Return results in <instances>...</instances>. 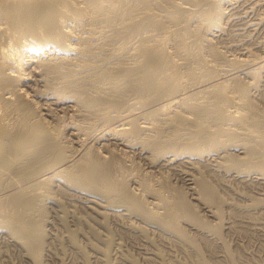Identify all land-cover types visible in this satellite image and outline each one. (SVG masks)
I'll use <instances>...</instances> for the list:
<instances>
[{
  "label": "bare ground",
  "instance_id": "bare-ground-1",
  "mask_svg": "<svg viewBox=\"0 0 264 264\" xmlns=\"http://www.w3.org/2000/svg\"><path fill=\"white\" fill-rule=\"evenodd\" d=\"M237 1L0 0V237L26 264H49L43 256L61 237L81 250V230L60 219V237L48 210L86 225L81 235L97 240L92 254L105 262L121 251L122 240L105 227L112 218L149 247L141 249L146 262L175 263L174 248L162 254L156 234L194 251L196 263H209L185 226L204 238L217 237L220 226L206 229L195 202L163 174L148 172L185 167L190 197L215 221L218 203L228 201L216 178L225 186L237 177L264 187V108L249 90L260 77L257 69L246 70L250 81L229 75L219 66L229 54L212 41ZM220 72L229 76L217 80ZM117 259L113 264H136L122 254Z\"/></svg>",
  "mask_w": 264,
  "mask_h": 264
},
{
  "label": "rangeland",
  "instance_id": "rangeland-1",
  "mask_svg": "<svg viewBox=\"0 0 264 264\" xmlns=\"http://www.w3.org/2000/svg\"><path fill=\"white\" fill-rule=\"evenodd\" d=\"M235 4H236V9H234V10H235V13H237L236 14L237 16H235V13H234L235 17L232 16V14H230L228 16L230 18L227 17V20L225 19L226 21L224 20L222 22L223 25H222L221 29H219V28H218V30L214 29L215 34H214L212 41H213L214 45L218 46V48L221 47L220 49L224 48V50L226 48L227 51L226 50L225 51L229 54L228 56L231 55L230 58L238 57V55H239V57H243V55H244L247 57L248 60L251 61V62L249 61L250 64H249L248 60L244 61V62L242 61L243 62V63L241 62L242 65L240 64V62L237 63V61H235V62L231 61L230 62V60H227L229 57L226 54L227 58L224 57L225 60H224V58L221 59L223 61L219 62V66L222 65V66H225V68L228 67V68H226V69H228V72L229 71L232 72L229 75H232V74L237 75V76L241 75L239 78H241V79L244 78L245 81H247V79H248V81L251 80V77H249L250 74L248 76V73L246 70H255L256 71V69H257V76H258V78L259 77L260 78L255 81V83H257L256 85H255V83H252V85L249 86V90H250V93L252 94L253 98L256 99L258 106L264 108V79H263L264 78V64L262 66L263 68L262 67L259 68L257 66V65H259V62L262 63V60L264 63V58H263L264 57V46H263L264 45V0H238ZM244 10H246V13H248L249 16L251 15L252 18L249 17L245 12L243 13ZM240 14H241V16L242 15H245V16L241 17ZM248 18L251 21V24H248L250 22L249 20L247 21V23H245ZM241 19H242V21H240ZM244 19H246V20H244ZM259 19H261L260 22H259ZM255 21H256V23H254ZM240 22H241V24H240ZM258 22L260 25L258 24ZM244 24H245V26H244ZM240 25H242V26H240ZM249 25L252 28H250ZM236 26H237V28H236ZM256 26H257V28H255ZM168 28L170 29L171 27L169 26ZM223 28H224V30H223ZM239 29H241L242 31L244 30V32L240 33L241 30H239ZM218 31H220V33H218ZM164 33H166V32H164ZM166 34H168V32ZM166 43H168V45L166 44L168 47L169 42H166ZM231 44H232V46H231ZM239 45L240 46L242 45V46L240 47ZM246 45H248L249 47H251V46L252 47L249 48ZM238 47H240V49ZM243 47H245V49L247 48V50H245V51L241 50V49H243ZM251 49H252V51H251ZM237 51H239L240 53ZM241 51L242 52L244 51L245 53L244 52L242 53ZM230 52H232V53L230 54ZM255 52L258 53V54L257 53L255 54L256 56L254 54H252ZM247 53H248V55H247ZM249 53H250V55H249ZM250 56H252L254 59ZM260 56H262V57H260ZM256 58H257V60H255ZM232 60H235V59H232ZM252 60H255V61H252ZM234 63H236V65ZM237 64L240 65V68ZM231 66H233V67H231ZM259 69H261V70H259ZM233 70H235V71H233ZM258 72L260 75L258 74ZM238 74H240V75H238ZM246 74H247V76H246ZM229 75L225 76V75H223V73L218 74L217 80H223L225 77H228ZM257 81H259V82H257ZM236 101H237V99L234 98L233 101L231 102V104H236ZM233 107H231V108H233ZM133 157H135V158H133L135 160L140 158L141 160L140 159L137 160L138 162L140 161L139 163L135 160L134 161L140 165V168L142 166L146 165L142 169L146 168L145 170H148L147 164L145 163V161L141 157H139L137 155H134ZM141 162H143V164ZM139 165H138V167H139ZM179 168L180 169H177L175 171L173 169L162 168V169H160L161 173H160V171H156V170H154L153 172L150 171L148 173L149 174L151 173L149 175L150 177H151V175H153L152 178L157 177L159 174H163L164 176L167 177V179H168L169 183L171 184V187L173 190H181L187 199H189L190 201H193V203L195 202L193 205L196 207L197 212L199 211L200 212L199 214H201V216L203 218H205V220H207V222L209 221V224H208L209 226L207 225V227H205L206 229L209 227L210 228L211 227L213 228L214 226L216 227L217 224H218L217 227L220 226L219 228H220V231L222 233L220 232V234L217 237H216V235L210 234L211 232H209L207 230L209 232V233L207 232L208 236H209L208 238L211 241V242H209V241H207V240H209L207 237L204 238L202 234L198 235L199 232H196L193 228H190L189 226L187 228L186 227L187 225L185 226V223L182 222V225H184L186 228V233L188 232V235H190L189 237L192 238V235H193L194 238H192V239H194V241L197 242V245L199 246L198 249L200 250L199 254H201L200 256L205 259V262L207 263L209 260L210 264H213V263L214 264H264V220H263V222H261V220L264 219V210H263L264 209V187L262 186L263 188H261L260 185H259L260 186L259 187L258 184L254 183V182H253L254 183L253 184L252 181H249L250 179L248 181L246 180L247 182L246 181L240 182V180L237 177L234 179L230 178L229 182L230 181L231 182L230 183L228 182L229 185L227 184V186H225L223 183L219 182L220 181V180H218L219 178H216L214 182H215L216 186H218L217 187L218 193L223 195L222 198L224 197L225 201H227V200L228 201L222 202V203H224L223 205L220 202L218 203V208L220 209V210H218V217L219 216H221V217H220V221H219V218L217 219V221H215L214 219H216V218H213V216L208 215L206 212H205L206 213L205 214L204 211L201 209L199 203L196 202L195 199H192L190 197L191 196L190 190H188L185 186L186 180H184V179L182 180L183 173H182L181 168H185V167L180 166ZM180 170H181V172H180ZM140 171H144V170L140 169ZM154 172H155V174H154ZM216 182L217 183L219 182L220 184L219 183L217 184ZM255 186H258V187H255ZM130 187H132V186H130ZM243 194H244V196H243ZM255 196H262L263 198L257 200L255 198ZM220 204H221V206H220ZM198 205H199V207H198ZM252 205H260V206L257 210H255V209L252 210L249 207ZM238 207H239V209H238ZM247 207H248V209H247ZM261 207H262V211L260 212ZM242 208L243 209L245 208V209L243 210ZM232 210H234L236 213L235 212L233 213ZM246 210H247V212H246ZM249 210H250V212H249L250 214H248ZM251 210H252V214H251ZM237 211L241 214H239ZM219 212L221 215H219ZM52 213L53 212L48 210L46 212V214H47L46 216L49 219L51 217L53 218L52 219L53 220L52 227L54 226V223H55L56 227L54 226V230H56L57 232L59 230H61V228H62V226L59 223L60 219H61L62 223L64 221V223L66 224L65 225L63 223L65 225V227H69V228L71 227L72 228L73 226L76 225V227H73V228H79L81 230V232L79 231L78 233H76V237H77L76 239H78V241H79V245L81 247V250H78L76 248H72L70 245H67L69 243H67L66 241H63L64 239L62 240L61 232H64V230H65V228L63 227L64 229L62 228V231L61 232L59 231V236L61 237L60 238L61 241H59V242H61V243L57 242L56 244L54 243V245L52 244L53 246H52L51 250L53 252L51 251L49 254H46L43 256L45 258L44 261L46 260L47 263H49V264H61L62 262H63L62 264H110L111 262L113 264V259L118 260L117 258H118L119 254H122L123 256L131 257V259H133V261L136 264H147V263L148 264H157L156 263L157 260H152L150 262H146L145 260H143L144 258H142V255H143L142 250H146V248L148 246L147 247L144 246L145 245L144 241H142V239L137 234H135L134 232H130V231H129L130 232V234H129L128 230H124L119 225V220L116 221V219L110 218V220L107 219L105 221L107 223V224L105 223L106 229H108V232H109V229L111 231V233H109V234H111L112 236L111 235L110 236L113 238L115 237L118 240H122L121 248H120L121 251L117 252L118 255L116 253L113 254V256H111L112 260L110 262H105V261H102L100 258H97V257L95 258L96 255L94 253L92 254V251H93L92 247H96V245L98 243L97 240L95 238H93V236H91L90 234L88 235V232H87V237L81 235L82 233H85V235H86V225L80 224L79 222L76 223V221L74 220V217H72V216L70 217L69 213L66 214L67 212L64 213V211L60 210L59 214H61V215H59V214L55 215L54 213L53 214ZM237 213H238V215H237ZM242 213H244L243 216H242ZM245 213H247V214H245ZM248 215H249V217H248ZM238 216H240V217H238ZM256 217H258V218H256ZM71 219H73V220H71ZM221 219H223V220L225 219V221H222ZM232 219H234V220H232ZM250 219H252L253 221H251ZM112 221H115V222H112ZM233 221H234L235 225L238 224L239 226L238 225L235 226L234 224H232ZM249 221H251V223H249ZM56 222H57V224H56ZM73 222L76 224H74ZM215 222H217L216 225H215ZM222 222L223 223L225 222V224H223ZM227 222L230 223L231 226L234 225V227L230 226L231 227V228H229L230 230H226L228 228H224L223 230H221L222 229L221 227L223 225H226ZM258 223L260 225L261 224L262 225L260 226ZM254 224L255 225L258 224L259 227H256V226L253 227ZM119 227H121V229ZM83 229L85 231H83ZM100 229L103 230L104 228L101 227ZM123 230L125 231V233L122 232ZM191 230H192V232H191ZM105 232H107V231H105ZM221 234H222V236H220ZM79 235H80V237H78ZM151 235H153L155 237L154 238L155 241L158 240V241H156L157 243L155 242V244H157L156 247H158L161 250L162 254H163V252H164V254H166L165 251H167L168 247H170V246L171 247L169 249H173V248L176 249V250L173 249L171 251L172 257L174 256V259L173 258H171V260L167 259V261H169V260L173 261L174 260L173 261V262H175L174 264H178V263L179 264H195L196 263L197 259L195 261V258H197L198 255L195 254V257H193L194 253H195L194 251H191L189 249H188L189 251L187 249H185V251H184L180 248H177L178 246L175 243L173 245L174 241H171V240H169V242H166V244L162 243L159 240L160 238L156 234H151ZM153 236L151 237L152 239H153ZM211 236H213V237H211ZM88 237H90V238H88ZM156 237H158V238H156ZM83 239H85L87 241V243ZM217 239H218V241H217ZM1 240L2 239L0 237V241ZM100 240H101V238H100ZM94 241L96 243H93ZM1 242H0V259H1L0 264H26L25 261L22 259V255H21L20 250H18L14 246H11L9 244L4 243L3 240ZM158 242H160V243H158ZM212 242H214L215 245L217 244V246H214L213 245L214 243H212ZM218 242L221 246L218 244ZM169 243L171 245H168ZM158 244H159V246H158ZM162 244H164V245H162ZM223 244H225V245H223ZM99 245H101V244L99 243ZM222 245L224 246V248L222 247ZM57 246H59V247H57ZM204 246H206V247L204 248ZM210 246H211L212 250L210 248H208ZM217 248H219V249H217ZM224 249H225V251H224ZM147 250L150 251L149 247ZM190 251H191V254H190ZM19 252H20V254H19ZM62 255L64 258H62ZM210 260H211V262H210ZM197 263H199V262H197ZM123 264H129V263H126V261H123Z\"/></svg>",
  "mask_w": 264,
  "mask_h": 264
}]
</instances>
